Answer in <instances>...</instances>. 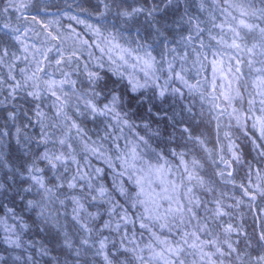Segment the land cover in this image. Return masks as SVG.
Listing matches in <instances>:
<instances>
[{
	"label": "snow or ice",
	"instance_id": "6c2138e0",
	"mask_svg": "<svg viewBox=\"0 0 264 264\" xmlns=\"http://www.w3.org/2000/svg\"><path fill=\"white\" fill-rule=\"evenodd\" d=\"M0 264H264V0H0Z\"/></svg>",
	"mask_w": 264,
	"mask_h": 264
},
{
	"label": "trees",
	"instance_id": "16d2710c",
	"mask_svg": "<svg viewBox=\"0 0 264 264\" xmlns=\"http://www.w3.org/2000/svg\"><path fill=\"white\" fill-rule=\"evenodd\" d=\"M64 2L71 3V0H57V3H61V4H63ZM68 22H69V21H67V20L65 19L64 23H68Z\"/></svg>",
	"mask_w": 264,
	"mask_h": 264
}]
</instances>
